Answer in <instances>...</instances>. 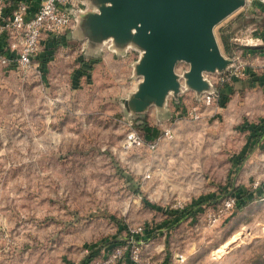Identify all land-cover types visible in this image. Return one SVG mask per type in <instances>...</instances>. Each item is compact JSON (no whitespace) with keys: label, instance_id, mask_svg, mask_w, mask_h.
I'll return each instance as SVG.
<instances>
[{"label":"rangeland","instance_id":"obj_1","mask_svg":"<svg viewBox=\"0 0 264 264\" xmlns=\"http://www.w3.org/2000/svg\"><path fill=\"white\" fill-rule=\"evenodd\" d=\"M74 27L43 35L28 69L0 64V264H264V54L246 49L264 45V0L214 26L249 72L210 103L181 80L134 111L139 51Z\"/></svg>","mask_w":264,"mask_h":264},{"label":"water","instance_id":"obj_2","mask_svg":"<svg viewBox=\"0 0 264 264\" xmlns=\"http://www.w3.org/2000/svg\"><path fill=\"white\" fill-rule=\"evenodd\" d=\"M82 2L84 8L74 11L73 36L87 38L91 48L112 39L114 50L139 51L134 70L141 80L130 100L136 112L153 103L163 106L166 96L177 95L183 84L196 98L213 92L215 86L204 74H221L234 65L221 52L213 28L245 0ZM181 62L187 68L177 73L175 67Z\"/></svg>","mask_w":264,"mask_h":264},{"label":"built area","instance_id":"obj_3","mask_svg":"<svg viewBox=\"0 0 264 264\" xmlns=\"http://www.w3.org/2000/svg\"><path fill=\"white\" fill-rule=\"evenodd\" d=\"M82 4V0H37L35 5L32 0H16L12 3L9 12L5 13L0 9V64L16 65L22 69L31 67L42 36L46 35L48 39L55 40L57 34L72 23L74 11L83 9ZM251 44L257 45L258 42L254 41ZM230 58L234 61L238 57ZM243 73H245L244 65L234 62V65L225 72L215 76L205 73L204 77L215 86L217 82L223 83ZM214 94L215 91L204 92L198 98L204 103H210ZM217 97L219 100L220 92L217 93ZM188 115L193 119L200 116L197 107L188 111ZM127 141L130 144H140L143 140L139 135L130 133ZM153 146L151 144V147ZM135 232V236L142 234L144 227H138ZM177 258L180 261L184 260L182 254H177ZM121 264H136V262L129 253H126Z\"/></svg>","mask_w":264,"mask_h":264},{"label":"trees","instance_id":"obj_4","mask_svg":"<svg viewBox=\"0 0 264 264\" xmlns=\"http://www.w3.org/2000/svg\"><path fill=\"white\" fill-rule=\"evenodd\" d=\"M15 1L16 0H12V3H14ZM11 6L12 5H10V8H11ZM10 8L9 9L4 8L3 9V12H5V13L9 12L10 11ZM221 39H222V43H223L224 50L227 53H229L231 50H230V46H229V43H228L226 37L224 35H222L221 36ZM49 40L50 41H54V39H49ZM246 49L248 51H250V52H263L264 51V45L248 46V47H246ZM227 100H228V97L227 96H224V95L222 96L221 93H220L219 102H221V104H224ZM147 233L149 234L150 232L148 231Z\"/></svg>","mask_w":264,"mask_h":264},{"label":"crops","instance_id":"obj_5","mask_svg":"<svg viewBox=\"0 0 264 264\" xmlns=\"http://www.w3.org/2000/svg\"><path fill=\"white\" fill-rule=\"evenodd\" d=\"M33 1V5L36 4V1L37 0H32ZM2 5H0L1 9L3 10L4 8L6 9H9L10 8V5H12V0H2ZM1 4V3H0ZM259 39V38H258ZM263 44V43H262ZM262 44H258V45H262ZM254 46V45H253ZM248 51V50H247ZM250 52V51H249ZM264 52V51H263ZM249 54H251L252 56V59L255 60L253 62H257L259 61V59L261 57H263V54L264 53H260V52H250ZM249 72V67H245V73H248ZM252 72V71H251Z\"/></svg>","mask_w":264,"mask_h":264},{"label":"bare ground","instance_id":"obj_6","mask_svg":"<svg viewBox=\"0 0 264 264\" xmlns=\"http://www.w3.org/2000/svg\"><path fill=\"white\" fill-rule=\"evenodd\" d=\"M224 248V247H223Z\"/></svg>","mask_w":264,"mask_h":264}]
</instances>
